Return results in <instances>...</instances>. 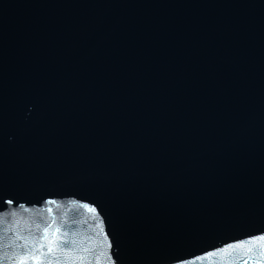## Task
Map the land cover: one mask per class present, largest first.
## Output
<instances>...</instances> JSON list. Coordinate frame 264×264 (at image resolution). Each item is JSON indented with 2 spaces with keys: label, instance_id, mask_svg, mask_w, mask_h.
Wrapping results in <instances>:
<instances>
[{
  "label": "water",
  "instance_id": "95a60500",
  "mask_svg": "<svg viewBox=\"0 0 264 264\" xmlns=\"http://www.w3.org/2000/svg\"><path fill=\"white\" fill-rule=\"evenodd\" d=\"M49 224L40 264H264V0H0V264Z\"/></svg>",
  "mask_w": 264,
  "mask_h": 264
},
{
  "label": "snow or ice",
  "instance_id": "6c2138e0",
  "mask_svg": "<svg viewBox=\"0 0 264 264\" xmlns=\"http://www.w3.org/2000/svg\"><path fill=\"white\" fill-rule=\"evenodd\" d=\"M87 207V206H84ZM49 211H51V209H49ZM88 211L93 212L95 211L94 209L88 208ZM55 223V220L52 221V224ZM52 224H49L47 227H45L43 229V235L40 237V239L42 241H47V253L43 252L42 249L45 247V245L43 243L40 244V247L38 249V251L40 252V255L37 256L35 253H31L30 257L32 259H35L37 261V264H40V257L42 256H46L47 254H51L53 253L54 249L57 247H61L62 245H66L67 243H69V241L67 240H63L60 244L57 243V241L59 240V237L57 236L58 233H60L61 229L59 227H56L53 234H52V238L49 239V229L52 227ZM66 235V234H65ZM260 240L262 242H264V236L260 237ZM73 244H75V241H72ZM250 243L255 244L257 243V241L253 240L250 241ZM242 245H235L233 247H241ZM85 251H87V249H85ZM225 252L228 251V249H224ZM78 259H83V257H79ZM21 264H24V261H21Z\"/></svg>",
  "mask_w": 264,
  "mask_h": 264
}]
</instances>
